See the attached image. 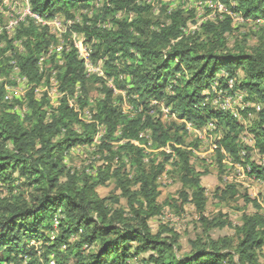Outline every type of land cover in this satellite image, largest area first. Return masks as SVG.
Instances as JSON below:
<instances>
[{"label": "trees", "instance_id": "obj_1", "mask_svg": "<svg viewBox=\"0 0 264 264\" xmlns=\"http://www.w3.org/2000/svg\"><path fill=\"white\" fill-rule=\"evenodd\" d=\"M95 1L30 0V7L46 18L59 13L74 17L75 12L94 8ZM221 1L245 21L264 19V0ZM94 15L93 26L78 30L93 42L95 61L106 56L103 66L114 78L113 87L86 72L73 44L58 59L46 60L50 39L30 16L19 22L14 37L22 41V51L13 50L14 39L0 33V42L8 40L0 49V59L6 58L0 65L10 69L11 59L15 60L31 85L26 94L29 111L20 119L4 111L0 84V184L9 192L8 197L0 196V264H50L51 259L56 264H264V215L258 199L221 179L215 199L229 202L240 197L256 210L243 212L239 224L206 217L209 196L202 184L206 172L197 169L192 150L179 146L188 132L187 121L198 128L212 122L217 129L224 128L217 141L220 167L224 150L264 182V167L251 161L253 149L264 155V27L255 44L245 35L235 36L231 47L235 27L230 17L203 21L198 30L188 32L190 16L181 8L165 10L160 17L150 4L105 0ZM100 18H111L112 25L96 26ZM9 49L12 53H7ZM223 71L227 76L218 78ZM51 78L64 94L56 105L47 95L36 96L35 86L42 81L49 84ZM217 79L218 89L229 92L228 82L233 80L231 91L242 89L262 105L260 111L241 112L245 118L249 111L256 112L249 124L215 104L212 85ZM116 88L131 96L134 114L121 108L123 97ZM76 93L82 106L95 102L93 116L105 127L99 147L107 155L97 175L64 164L73 148L91 144L97 132V125L85 122L69 104ZM161 105L170 108L176 119L166 122ZM144 131L150 132L148 138ZM245 131L254 139L253 147L243 141ZM167 145L170 152L147 148ZM170 159L180 186L176 195L160 201L159 178L169 172ZM109 180L119 192L101 196L98 188ZM190 203L201 213L203 233L182 252L177 231L169 224L155 231L150 219L165 206L181 214ZM56 217L58 232L52 238ZM226 226L233 227V235H213ZM34 239L41 250L31 244Z\"/></svg>", "mask_w": 264, "mask_h": 264}, {"label": "rangeland", "instance_id": "obj_2", "mask_svg": "<svg viewBox=\"0 0 264 264\" xmlns=\"http://www.w3.org/2000/svg\"><path fill=\"white\" fill-rule=\"evenodd\" d=\"M12 5L9 6L3 0H0V33L7 35L8 40L14 39L16 36V30L19 23H14L10 25V21L15 22L20 20L21 16L27 9V0H11ZM136 3L143 4L146 0H134ZM151 1V9L154 15H160L165 10H174L181 8L189 17V23L192 26L194 23L208 19L214 13V9L206 6V0H194L191 3L181 4V0H148ZM221 1V0H220ZM105 0H96L95 7L89 10H83L75 12L74 17H70L64 13H59L56 17L46 18L42 16L38 20L40 24L41 31H46V38L50 39V45L48 46V53L46 60L51 62L52 57L57 59L60 57V53L65 49L69 48L72 44L75 47H82L88 51V59L85 62V69L89 75L95 74L97 77H102L105 79L109 86L113 87L115 82H113V77H109L104 70V63L106 56H101L96 61L92 56L94 51L93 42L89 41L85 32L78 30L79 27H84L85 25L93 26L94 12L100 11L104 7ZM147 4V1H146ZM226 5V4H225ZM230 11L231 8L227 6ZM116 14V13H115ZM119 16V13L115 17ZM5 19V22L1 20ZM241 16L240 18L233 21L235 27L234 36L229 37V45L232 47L234 45L235 36L242 39L244 35L249 39L250 44H255L257 42V37L260 34L261 28L264 27V19L259 18L256 20H248ZM21 21V20H20ZM19 21V22H20ZM111 18L102 20L98 19L96 26L109 27L112 25ZM190 26V27H191ZM8 40L0 42V49L8 45ZM14 47L13 50L20 52L23 49V43L19 39H14L12 41ZM12 49H9L7 53H12ZM101 55V54H100ZM4 60V61H2ZM6 58L0 59L1 62H5ZM45 58L41 59L43 62ZM3 64L0 65V84L4 86V111L8 114H16L20 119H22L25 114L29 111L28 103L26 100V94L31 85L27 80H24V76L20 74V70L17 67L16 61L11 59L9 65L5 68ZM42 64V63H41ZM4 68V69H3ZM9 71V74H8ZM240 75L243 71H239ZM124 74H120V78H123ZM226 72L220 73L217 77H226ZM24 77V78H23ZM229 92L222 91L218 89V79L217 82L213 83L212 88L217 93V98L214 99L218 101L219 104H225L228 110H225L232 114V112H237L238 118L242 119L245 124H249L250 119L256 117V112L249 111L248 117L245 118L242 115V111L251 108H255L256 111H260L262 105L256 100L250 99L248 93L242 89H231L234 88V81L229 80ZM55 78H51V82L48 84L46 81H42L40 85L36 87V96L42 98L44 95L50 99L53 105L58 104L62 96L64 95L56 85ZM97 83H95L96 85ZM99 85V84H97ZM115 93L123 97L122 101H119L121 108L127 114H134L136 112L135 106L130 101L131 96H127L126 90L115 89ZM78 96H70V102L77 107L79 110L80 117L88 123H95L97 125V132L94 135L93 141L88 145H81L73 148L71 152L65 157L64 164L68 168L73 170H78L80 172H89L91 175L98 174L99 166L105 164L107 152H102L100 145L105 136V127L94 118L92 107H94L95 102H92L88 106H82L78 101ZM78 105V106H77ZM162 106V105H161ZM218 107H221L217 105ZM222 108V107H221ZM162 110L165 113L164 120L170 122L176 119L174 113L171 112L170 108L162 106ZM7 114V115H8ZM187 134L184 137V143L179 146L183 148L190 149L194 152V161L197 169L206 174L202 177V184L207 189V195L209 200L206 206L204 215L210 219L213 217H218L220 219L227 218L233 224L240 223V217L243 212H254L256 209L252 204H246L245 201L238 197L237 200L231 201H220L215 199L213 192L216 187L220 184V180L223 179V183H236L242 187L241 190H248L251 197L257 198L260 202L262 213L264 215V182L258 180L254 175L249 173L248 168L238 162H234L231 156L222 150V164L224 167H220L218 158V143L217 141L223 136L224 128L218 127L214 123H209V125L198 128L191 122H186ZM149 131H144L143 136L149 137ZM243 141L249 146H254V139L251 134L247 131L242 133ZM114 142V141H112ZM148 150H154L155 152L166 150L171 151V147L167 145L160 149H152V146H147ZM251 161L256 164L262 165L264 167V155H261L256 149H253L251 154ZM174 160L170 159L167 162V168L169 172H166L159 178V184L161 189L160 201H164L170 195H176L177 188L180 186L175 180L171 173L172 167L174 166ZM98 192L101 196L109 195L116 191L115 183L111 180L107 182L105 186L98 188ZM0 196L8 197L9 192L3 184H0ZM122 203L125 200L122 199ZM201 213L197 210L196 206L192 203L185 206L183 213L178 214L173 211L170 207L165 206L162 213L156 215L150 219V225L153 230H158L161 224H169L175 231L180 235V240L182 243V252L188 251L190 248L189 242L191 239L197 237V235H202L203 227L200 221ZM58 219V217H56ZM55 218V219H56ZM53 224V231L50 232L51 237L56 236L58 232L57 224ZM234 229L232 226H226L222 230L213 231L215 237L225 234H234ZM31 244L35 245L37 249L41 246L35 239L32 240ZM41 250V249H40ZM264 251V248H263ZM264 263V260H263Z\"/></svg>", "mask_w": 264, "mask_h": 264}, {"label": "built area", "instance_id": "obj_3", "mask_svg": "<svg viewBox=\"0 0 264 264\" xmlns=\"http://www.w3.org/2000/svg\"><path fill=\"white\" fill-rule=\"evenodd\" d=\"M4 2H7L6 4H8V2H10L8 5L9 6H11L12 4V1L11 0H3ZM147 1V4H151V1H148V0H146ZM146 1H145V3H146ZM194 0H181L180 1V3L181 4H184V3H191V2H193ZM205 4H206V6H209L210 8H212V9H214V13L212 14V15H210L209 17H206V18H208V19H204V20H201V21H198V22H196V23H194L192 26L191 25H189V28H188V32L189 31H192V32H195L196 30H198V28H199V26H200V24L203 22V21H207V20H218V19H223V18H226V17H230V18H232L233 19V21L234 20H236V19H238V18H240L241 17V15L239 14V13H236V12H234L232 9L229 11L228 9H227V5H225V3H223L222 1H220V0H206L205 1ZM169 12L170 11H172V9L170 10H168ZM28 16H30V17H32V18H34L37 22H38V20H40L41 19V17L42 16H40V15H38V14H36V13H34V12H32V10H31V7H30V0H27V9L25 10V12L23 13V15L21 16V21L22 20H25V18L26 17H28ZM243 19V18H242ZM19 20V21H20ZM19 21L18 20H16L15 22H13V21H10V25H13L14 23H19ZM191 26V27H190ZM77 49H78V53H79V56L82 58V59H84V61L86 62V59H88V56H89V54H88V51L86 50V49H83L82 47H76ZM24 78V77H23ZM24 80H27L26 78H24ZM57 83V82H56ZM78 94L76 93L74 96H77ZM69 100V99H68ZM69 104L79 113V110L77 109V107L76 106H74L71 102H70V100H69ZM215 104L216 105H219V106H221L222 107V109H225V110H228V107L225 105V104H223V105H221V104H219V102L218 101H215ZM78 106V105H77ZM80 114V113H79ZM232 114L235 116V117H237L238 115V113L235 111V112H232ZM82 119V118H81ZM55 223L57 224V227H58V224H59V219H55ZM50 264H56L55 263V260L54 259H51V261H50Z\"/></svg>", "mask_w": 264, "mask_h": 264}]
</instances>
